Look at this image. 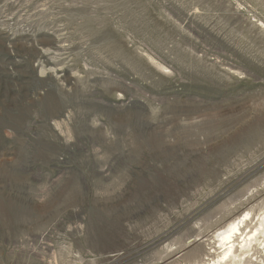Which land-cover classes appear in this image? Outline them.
<instances>
[{"label":"rangeland","instance_id":"rangeland-1","mask_svg":"<svg viewBox=\"0 0 264 264\" xmlns=\"http://www.w3.org/2000/svg\"><path fill=\"white\" fill-rule=\"evenodd\" d=\"M247 212L227 264H264V0H0V264H219Z\"/></svg>","mask_w":264,"mask_h":264},{"label":"bare ground","instance_id":"bare-ground-1","mask_svg":"<svg viewBox=\"0 0 264 264\" xmlns=\"http://www.w3.org/2000/svg\"><path fill=\"white\" fill-rule=\"evenodd\" d=\"M250 218L251 214L247 212L244 216L231 219L227 224L219 227L215 232L213 237H215L216 242H218L219 248H222V260L224 261L223 263L219 264L241 261L242 252L244 253L248 246L256 239V233L258 229H255L254 232L249 230L247 233H245L243 230L247 224V220H250ZM262 220H264V216ZM259 224L260 227L263 226L262 221L259 222ZM240 237H242L241 240H238ZM203 240L206 239L202 237L198 238L197 236V238H195L193 241L194 243H200Z\"/></svg>","mask_w":264,"mask_h":264}]
</instances>
